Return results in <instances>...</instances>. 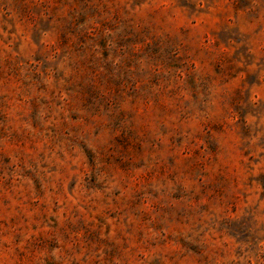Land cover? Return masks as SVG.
<instances>
[{
  "label": "rangeland",
  "instance_id": "1",
  "mask_svg": "<svg viewBox=\"0 0 264 264\" xmlns=\"http://www.w3.org/2000/svg\"><path fill=\"white\" fill-rule=\"evenodd\" d=\"M0 264H264V0H0Z\"/></svg>",
  "mask_w": 264,
  "mask_h": 264
}]
</instances>
